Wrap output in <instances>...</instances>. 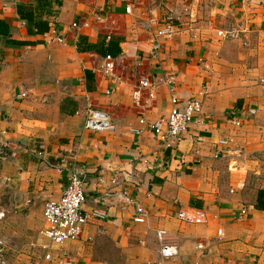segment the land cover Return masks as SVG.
<instances>
[{
	"label": "crops",
	"instance_id": "obj_1",
	"mask_svg": "<svg viewBox=\"0 0 264 264\" xmlns=\"http://www.w3.org/2000/svg\"><path fill=\"white\" fill-rule=\"evenodd\" d=\"M47 4L0 0L6 264L45 253L44 264H264V206H256L264 190V0L107 1L90 10L106 9L104 19L79 30L70 24L91 18L94 0ZM20 5L32 7L46 31L35 32ZM150 16L180 24L156 54L145 27ZM53 29L65 44L47 39ZM172 97L180 106L198 99L201 113L177 146L164 147L139 120L166 116ZM88 108L105 112L112 127L86 129ZM71 170L84 180L85 208L107 217L89 222L78 240L56 244L41 233L44 207L59 198ZM163 244L177 254L162 256Z\"/></svg>",
	"mask_w": 264,
	"mask_h": 264
},
{
	"label": "built area",
	"instance_id": "obj_2",
	"mask_svg": "<svg viewBox=\"0 0 264 264\" xmlns=\"http://www.w3.org/2000/svg\"><path fill=\"white\" fill-rule=\"evenodd\" d=\"M110 3L115 0H94V4L89 7L88 12L94 8H100L105 2ZM103 2V4H102ZM151 9L147 10L149 14ZM132 6L127 4L125 6V13L131 14ZM91 18H82L83 20L76 19L70 24L71 29L79 30L81 28H87L92 22L102 21L107 13L104 11L92 10L89 12ZM180 24L174 23V19L171 16L164 18L162 22L158 19L149 17L145 23L146 29L151 33L152 52L156 54L161 46V40L171 38ZM51 34L48 36V40L56 43L65 44V36L57 33V30H51ZM216 34L222 38L236 37L234 30H217ZM207 68V64H204V68ZM101 69L106 73H110L113 69L111 55H106L104 62L101 65ZM167 82L171 83V78L167 79ZM139 86L153 87L154 83H148L145 80L139 82ZM152 95V94H150ZM171 108L166 116L162 118L146 121L145 118H140L139 124L146 125V127L152 132L154 137L164 147L177 146L184 138L188 131L189 125L197 121L201 113V102L196 98L185 100L182 106L179 105V100L175 97L171 98ZM86 129L97 131L101 129H110L112 124L105 112L96 110L94 108H88L86 112V120L84 123ZM143 128H131L133 133L141 132ZM8 145V140L5 137V130L0 126V148H5ZM36 153L41 155L42 148L40 145L35 146ZM87 198L85 194L84 180L79 176L78 171L71 170L67 184L64 186L61 195L57 200L50 201L45 204L44 207V219L46 226L41 233L52 243L62 244L66 241L78 240L85 228V226L94 220L100 221L107 217V213L97 208L86 209ZM138 213H143L142 208L137 209ZM158 238L165 241L167 236L166 230H159L157 232ZM202 245H198L201 248ZM6 246L3 242H0V264H6L5 261ZM161 254L164 257H171L177 254V248L169 244H163L161 246ZM50 254L45 253L42 260L37 259L30 264H44L43 261H49ZM61 264H71L70 262H63Z\"/></svg>",
	"mask_w": 264,
	"mask_h": 264
},
{
	"label": "trees",
	"instance_id": "obj_3",
	"mask_svg": "<svg viewBox=\"0 0 264 264\" xmlns=\"http://www.w3.org/2000/svg\"><path fill=\"white\" fill-rule=\"evenodd\" d=\"M37 3H39L41 5V7H45V6H49L47 4V0H35ZM18 14L19 16L24 19L27 20L28 23H30V25L32 26V24L34 25V27H36V31L37 33H43L44 31H46V26L47 23L46 21H36L34 20V14H33V9L32 7H26L24 5H20L17 8ZM34 20V22H32ZM6 24L0 20V34H6L7 33V29H6ZM32 32V30H31ZM79 40L81 42H78V46L79 48H83L80 47V44H85L86 42L84 41V39L82 37L79 38ZM88 47H86V49H88ZM110 49V48H109ZM108 53L111 52L110 50H107ZM106 55H111V54H106ZM256 206L258 207H263L264 206V190H260V192L258 193V200L256 203Z\"/></svg>",
	"mask_w": 264,
	"mask_h": 264
}]
</instances>
